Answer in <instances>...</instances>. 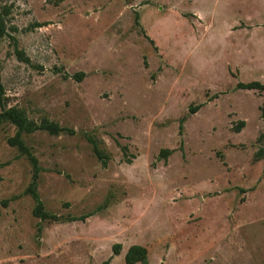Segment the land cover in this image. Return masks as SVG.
<instances>
[{"label": "rangeland", "instance_id": "374dc122", "mask_svg": "<svg viewBox=\"0 0 264 264\" xmlns=\"http://www.w3.org/2000/svg\"><path fill=\"white\" fill-rule=\"evenodd\" d=\"M3 7L4 107L67 131L21 136L41 220L0 121V264H126L134 244L146 264H264V97L236 89L264 83V0Z\"/></svg>", "mask_w": 264, "mask_h": 264}, {"label": "trees", "instance_id": "16d2710c", "mask_svg": "<svg viewBox=\"0 0 264 264\" xmlns=\"http://www.w3.org/2000/svg\"><path fill=\"white\" fill-rule=\"evenodd\" d=\"M7 14H8V8L3 7L0 10V39L6 35L7 30L5 26V16ZM14 46H16L15 42H14ZM15 53L17 57L22 61L29 62V59L27 57H24L21 51L15 49ZM74 77H76L77 79H81L82 74H76L74 75ZM236 89L257 90L261 92L264 97V83H261L259 81H250L246 83L237 82ZM1 95H2V86L0 82V105L2 106V110L0 112V121L2 120L10 121L16 127L15 134L7 139V143L12 147H16L17 150L22 155H25L32 166V171H33L32 178L29 185L25 189V193L30 195L34 201L32 214L41 220L57 219L55 215L50 214L44 210L43 203L40 200L39 194L37 192V180L39 173L38 161L37 158L34 156V154L31 152V150L24 144L21 136L23 133L29 134L35 132L36 130H45L52 135H56L67 130L59 126L57 123L52 122L46 118H43L40 121V123L37 124L29 120L22 110L15 107H9V108L4 107L1 101ZM261 114L264 115V101L261 107ZM182 121L183 119L180 120L179 131H181ZM68 132L71 133L72 131L68 130ZM94 149L97 153L98 158L102 161V165H105V161L103 160L104 156L99 152V150H96V146H94ZM260 151H261L260 153L264 152V150H260ZM170 153H171L170 150H161L159 152V155L167 156ZM78 219L82 220V217ZM112 252L115 255L119 254L120 245L119 244L114 245L112 248ZM124 261L126 264H136V263L146 264L147 263L146 248L138 244L131 245L127 249L124 255ZM102 264H108V260L103 262Z\"/></svg>", "mask_w": 264, "mask_h": 264}]
</instances>
